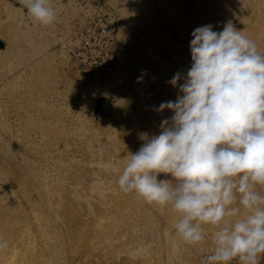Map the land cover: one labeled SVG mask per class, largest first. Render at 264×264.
Masks as SVG:
<instances>
[{
  "label": "rangeland",
  "instance_id": "1",
  "mask_svg": "<svg viewBox=\"0 0 264 264\" xmlns=\"http://www.w3.org/2000/svg\"><path fill=\"white\" fill-rule=\"evenodd\" d=\"M51 5L58 18L44 26L22 0H0V239L10 241L0 264H201L215 226L186 244L170 206L125 193L117 181L127 154L173 115L157 109L179 94L168 82L191 66L193 30L219 32L231 21L264 53V0ZM105 11L116 16L119 59L92 82L78 76L71 53L84 22Z\"/></svg>",
  "mask_w": 264,
  "mask_h": 264
},
{
  "label": "clouds",
  "instance_id": "2",
  "mask_svg": "<svg viewBox=\"0 0 264 264\" xmlns=\"http://www.w3.org/2000/svg\"><path fill=\"white\" fill-rule=\"evenodd\" d=\"M22 3L41 25L58 18L51 0ZM191 36V66L168 82L179 94L157 109L173 115L161 122L159 135L127 154L117 183L149 204L170 206L186 244L198 245L203 226H215L214 250L202 254L201 264H261L264 53L231 21L219 32L211 24L197 27ZM161 173L172 179H158ZM7 247L0 239V250Z\"/></svg>",
  "mask_w": 264,
  "mask_h": 264
},
{
  "label": "built area",
  "instance_id": "3",
  "mask_svg": "<svg viewBox=\"0 0 264 264\" xmlns=\"http://www.w3.org/2000/svg\"><path fill=\"white\" fill-rule=\"evenodd\" d=\"M76 42L71 55L80 78L100 82L116 69L119 48L113 12L88 18L78 31Z\"/></svg>",
  "mask_w": 264,
  "mask_h": 264
},
{
  "label": "bare ground",
  "instance_id": "4",
  "mask_svg": "<svg viewBox=\"0 0 264 264\" xmlns=\"http://www.w3.org/2000/svg\"><path fill=\"white\" fill-rule=\"evenodd\" d=\"M3 235V234H2ZM10 243V241L8 242V244Z\"/></svg>",
  "mask_w": 264,
  "mask_h": 264
}]
</instances>
